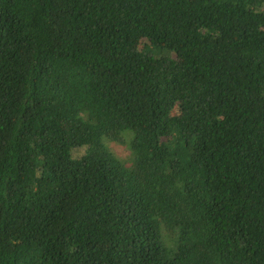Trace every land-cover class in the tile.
<instances>
[{
	"label": "trees",
	"instance_id": "16d2710c",
	"mask_svg": "<svg viewBox=\"0 0 264 264\" xmlns=\"http://www.w3.org/2000/svg\"><path fill=\"white\" fill-rule=\"evenodd\" d=\"M0 264H264V0H0Z\"/></svg>",
	"mask_w": 264,
	"mask_h": 264
},
{
	"label": "rangeland",
	"instance_id": "374dc122",
	"mask_svg": "<svg viewBox=\"0 0 264 264\" xmlns=\"http://www.w3.org/2000/svg\"><path fill=\"white\" fill-rule=\"evenodd\" d=\"M110 146L112 151L115 152V154L120 158H125L129 154L127 147L125 145L111 143Z\"/></svg>",
	"mask_w": 264,
	"mask_h": 264
}]
</instances>
